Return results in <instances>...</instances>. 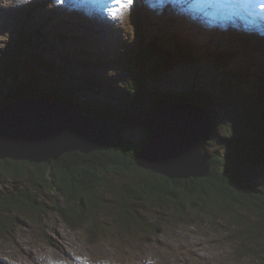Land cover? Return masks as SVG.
<instances>
[{"label": "rangeland", "instance_id": "rangeland-1", "mask_svg": "<svg viewBox=\"0 0 264 264\" xmlns=\"http://www.w3.org/2000/svg\"><path fill=\"white\" fill-rule=\"evenodd\" d=\"M258 2L132 0L127 13L114 18L107 11L108 0H0V54L19 36L23 26L26 32L38 26L45 36L48 34V38L41 37L46 39L48 49L32 53L54 62L60 53L72 52H65L64 46L54 41L53 34L58 33L51 29L52 24L71 39L89 26L84 35L96 42L94 50L110 52L115 62L94 67L90 72L84 70L79 75H94L93 81L100 83L98 88L103 95L108 90L111 96L118 94L131 79L141 43L138 24L144 33V43L164 44L180 25L193 21L190 38L201 41L208 38L202 33L210 31L211 47H215L216 39L225 36L222 41L226 46L216 55L225 54L231 60L218 66L205 60L190 65L180 63L149 88L170 91L194 84L214 90L217 111L222 119L227 115V121L241 110L243 99L252 96L257 88L256 79L264 71V10L255 6ZM24 9H32L33 16L22 23L20 14ZM80 23L81 29L77 27ZM154 24L159 28L149 29ZM235 32L240 38L237 43ZM249 61L253 62L250 73L240 74ZM207 148L210 153L213 145L208 144ZM107 178L113 189L97 190L106 202L87 217L83 228L73 229L56 211L58 206H73L61 191L39 188L34 192L24 178L1 175L0 264H264V230L246 232L250 225L261 226L257 215L246 208L231 207L241 217L240 224H236L224 208L214 204L204 205L200 211L184 203L162 207L140 202L134 203L133 208L127 207L130 216L123 225L116 193L129 176L111 174ZM257 183L264 187L262 170ZM20 189H26L25 194L34 198V204L5 208L3 197L17 196ZM52 203L54 208L50 207ZM91 225L98 226L97 235L88 231Z\"/></svg>", "mask_w": 264, "mask_h": 264}, {"label": "trees", "instance_id": "trees-1", "mask_svg": "<svg viewBox=\"0 0 264 264\" xmlns=\"http://www.w3.org/2000/svg\"><path fill=\"white\" fill-rule=\"evenodd\" d=\"M31 10H22V23L33 16ZM192 22L186 21L170 34L165 41L168 45L154 41L144 43V33L138 24L141 43L131 79L118 94L111 96L108 90L103 95L102 89L98 88L100 83L93 81L94 75H79L84 70L90 72L94 67L113 65L115 62L110 52L94 50L96 42L84 35L89 26L71 39L62 33L63 29L52 24L51 29L58 33L53 34L54 41L64 46L65 52H72L70 55L60 53L54 62L43 59L37 52L32 53L48 49L46 39L41 38H48V34L46 37L38 26H32V30L26 32L23 26L19 36L0 54V109L20 98L44 97L85 116L107 119L113 137L107 149L88 154L76 151L65 153L56 161L0 160V177L9 174L13 179L24 178L34 192L39 188L61 191L67 203L72 202L73 206H58L56 211L73 229L83 228L87 217L93 216L102 207L105 197L98 195L97 190L113 189L107 176L117 174L129 176L124 187L116 193L120 223L123 225L130 216L127 215V207H132L134 203L162 207L184 203L200 211L204 205L214 204L224 208L236 224H240L241 217L231 207L246 208L257 215L261 224L248 226L246 232L264 230V187L257 183L259 171H264V71L261 76L257 75V88L252 96L243 99L241 110L235 111L236 114L227 121L225 117L228 116L224 114L222 119L217 111V93L214 90L201 89L194 84L170 91L149 88L156 84L157 78L165 76L180 63L190 65L205 60L218 66L231 60V56L216 55L226 46L222 41L225 36L216 39L215 47H211L209 39L213 33L210 31L202 33L203 37H208L206 39H192ZM77 27L81 29V23ZM204 27L203 30H206L207 27ZM158 28L159 25L154 24L149 29ZM234 38L236 43L240 41L236 32ZM252 63L244 64L240 74L250 73ZM158 101L173 105L196 104L209 115L214 132L208 142L213 145L209 153L212 169L208 177L170 180L137 166L134 156L146 143L148 134V129L137 121L152 116L160 107ZM230 113L231 110H228V115ZM221 133L225 136L221 137ZM24 191L26 189H20L17 196H4L2 205L5 208L33 205L34 198ZM131 201L132 204L129 203ZM52 204L50 207L54 208ZM88 231L97 235L98 226L91 225Z\"/></svg>", "mask_w": 264, "mask_h": 264}, {"label": "water", "instance_id": "water-1", "mask_svg": "<svg viewBox=\"0 0 264 264\" xmlns=\"http://www.w3.org/2000/svg\"><path fill=\"white\" fill-rule=\"evenodd\" d=\"M157 103L152 116L137 121L148 129L134 156L137 166L170 180L208 177L207 144L214 132L209 115L196 104ZM112 137L107 119L44 97L20 98L0 109V160L56 161L65 153L107 149Z\"/></svg>", "mask_w": 264, "mask_h": 264}, {"label": "snow or ice", "instance_id": "snow-or-ice-1", "mask_svg": "<svg viewBox=\"0 0 264 264\" xmlns=\"http://www.w3.org/2000/svg\"><path fill=\"white\" fill-rule=\"evenodd\" d=\"M132 3V0H108L107 11L114 18H122L128 10V6ZM261 10H264V0H260L258 5Z\"/></svg>", "mask_w": 264, "mask_h": 264}, {"label": "bare ground", "instance_id": "bare-ground-1", "mask_svg": "<svg viewBox=\"0 0 264 264\" xmlns=\"http://www.w3.org/2000/svg\"><path fill=\"white\" fill-rule=\"evenodd\" d=\"M252 2V5H254L255 4V2H253V1H251ZM241 3V2H240ZM259 3V2H258ZM250 4V3H249ZM256 5H257V3H256Z\"/></svg>", "mask_w": 264, "mask_h": 264}]
</instances>
